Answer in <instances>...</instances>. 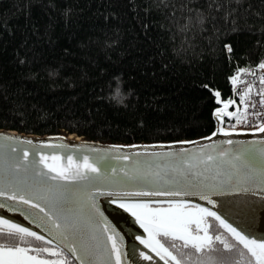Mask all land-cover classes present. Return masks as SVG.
I'll use <instances>...</instances> for the list:
<instances>
[{
	"label": "trees",
	"instance_id": "trees-1",
	"mask_svg": "<svg viewBox=\"0 0 264 264\" xmlns=\"http://www.w3.org/2000/svg\"><path fill=\"white\" fill-rule=\"evenodd\" d=\"M197 9L211 13L203 27ZM262 59L264 0H0V128L119 145L205 138L214 89L239 101L230 76ZM223 126L238 124L225 115ZM209 220L232 248L162 240L192 262L215 250V264H255ZM18 242L0 231V245Z\"/></svg>",
	"mask_w": 264,
	"mask_h": 264
},
{
	"label": "snow or ice",
	"instance_id": "snow-or-ice-1",
	"mask_svg": "<svg viewBox=\"0 0 264 264\" xmlns=\"http://www.w3.org/2000/svg\"><path fill=\"white\" fill-rule=\"evenodd\" d=\"M215 6L221 7L218 3ZM210 15V12L197 9L201 27ZM225 47L231 51V44ZM256 67L264 69V59ZM244 71V67H237L236 73L229 78L234 93L239 82L238 75ZM261 81L264 82V75ZM248 87L250 89L252 85ZM115 95L123 102L119 87ZM238 95L239 101L232 96L222 97L220 90L214 89V98L221 105L214 109V115L221 126L210 133L211 136L217 133L231 136L234 132L249 130L264 133V121H260L258 129L223 126L225 115L234 118L236 124L248 115L246 110L250 105L245 103L248 91ZM261 99L264 100V96ZM241 103L245 109L243 116L240 114ZM252 115L258 114L254 112ZM17 139L6 137L8 141ZM25 142L49 145L51 150L38 148L32 160L22 164L21 160H28L27 148L23 149V156H18V145H0L12 161L6 174L0 176V209L21 213L37 227L27 226L14 216L0 212V231L6 229L19 241L10 247L0 245V264H125L123 257L128 253L122 245L123 236L115 226L109 225L98 202L100 196L109 197L112 204L125 209L143 229L146 235L139 234L135 238L145 246L137 251L146 262L158 258L157 264L160 261L181 264L177 255L163 242L162 238L167 237L178 238L198 250L212 249L217 246L216 242L224 248H232L234 244L229 238L209 230V218H214L234 242L251 253L255 264H264V238L257 239L246 234L229 222L215 207L219 201L214 198L225 193L248 191L264 196V143L259 146L247 144L235 152L218 148L209 151L200 149L192 155L185 152H153L157 159L171 161L168 165L170 172L166 174L161 171L163 166L142 162L132 152H117L110 156L111 150L96 149L94 153L81 152L77 156L71 149L82 146L52 140L26 139ZM226 142L229 145L234 143L232 139ZM215 143L223 144L224 141ZM130 147L149 151L136 145ZM112 159H135L136 163L114 166L110 163ZM225 162L227 168L222 167ZM192 196L207 203H198L190 198ZM30 238L44 244H35ZM44 254H51L54 258H47ZM127 264L133 262L128 260ZM209 264L215 262L210 260Z\"/></svg>",
	"mask_w": 264,
	"mask_h": 264
},
{
	"label": "water",
	"instance_id": "water-1",
	"mask_svg": "<svg viewBox=\"0 0 264 264\" xmlns=\"http://www.w3.org/2000/svg\"><path fill=\"white\" fill-rule=\"evenodd\" d=\"M215 118L217 120V126H221V123L216 116ZM8 136H14L18 139L15 141H8L6 140V137ZM262 137H264V133L260 132H234L231 134V136H226L223 133H217L215 136L191 141H181L177 143L134 144L138 146V148L149 149V151L144 152L131 148L130 146L132 145H119L83 140L75 135L40 136L0 128V145H18L19 147L16 149L18 156H23V149L27 148L29 150L28 160H21L20 162L22 164H27L28 161L32 160L33 155L36 153L38 148L43 149L44 151L51 150V146L49 145L27 144L25 142L26 139L33 141L52 140L56 143L64 142L67 144L82 146L71 149V151H74L77 156H79L81 152L94 153L96 149L111 150V152H109L110 156H114L117 152H132L133 156H138L142 162L152 164L153 166H163L161 167V171L166 174L170 172L168 165L171 163V161L157 159L155 156H153V152L159 154H163L166 151L169 153L185 152L187 155H192L198 153L200 149L209 151L212 148L232 149V151L235 152L237 149L244 147L247 144L259 146L260 144L264 143ZM228 139H232L234 143L232 145L227 144L226 141ZM216 141H224V143L216 144ZM117 146H119V148H117ZM64 151L69 150L64 149ZM110 163L114 166L134 165L136 160L132 159L130 161H123L112 159ZM217 163H219V161H217ZM11 164L12 161L6 157L4 150L0 149V176L6 174V170L11 167ZM222 167L227 168V162H225ZM14 171L22 170L14 169ZM45 171H47V169H45ZM190 198L198 203H207L205 201H201L200 198L196 196H192ZM214 198L219 201L218 205L215 207L218 208V210L225 216V218L229 220V222H232L235 226L240 227L243 231H245L246 234H250L261 239L264 238V196H257L254 192L248 191L225 193L223 195H216ZM98 202L104 212V215L107 217L109 225L115 226V229L123 236L122 245L128 253V255L123 257L125 264H127L128 260H131L133 264H140L134 261L133 256L139 255L137 249L145 247L140 245L139 241L135 238L136 235L145 234L143 233V229L140 228L139 224L130 213H128L125 209H120L118 205L112 204L109 197L100 196L98 197ZM0 212H5L8 216H14L18 222L24 223L27 226H31L33 228L37 227L36 225H32L31 221L24 217L21 213H10L7 212L6 209H0ZM41 231L43 230L41 229ZM160 262L163 264H169L167 261Z\"/></svg>",
	"mask_w": 264,
	"mask_h": 264
},
{
	"label": "built area",
	"instance_id": "built-area-1",
	"mask_svg": "<svg viewBox=\"0 0 264 264\" xmlns=\"http://www.w3.org/2000/svg\"><path fill=\"white\" fill-rule=\"evenodd\" d=\"M264 75V69H246L243 75L238 76V83L236 85V92L240 93L247 90L248 95L245 97V103L250 106L247 108V117L242 119L238 128L258 129L260 121H264V82L261 81V76ZM249 85L252 87L249 89ZM254 105V106H253ZM245 112L243 106V114ZM257 113L254 116L252 113ZM250 131V130H249Z\"/></svg>",
	"mask_w": 264,
	"mask_h": 264
},
{
	"label": "flooded vegetation",
	"instance_id": "flooded-vegetation-1",
	"mask_svg": "<svg viewBox=\"0 0 264 264\" xmlns=\"http://www.w3.org/2000/svg\"><path fill=\"white\" fill-rule=\"evenodd\" d=\"M31 239V238H30ZM35 244H44V242H39V241H35L34 239H31ZM165 242V244L170 248V250H172L176 255H177V258L181 260V264H200L198 262H192L190 259V257L188 255H186L184 252H179V248L177 247V244H172L170 243L168 240H163ZM180 246H182L181 244H179ZM182 248H184V246H182ZM47 256V258H54L51 256V254H44ZM197 255H200V256H204L206 255L204 253V255H202L201 253H197ZM196 255V256H197ZM217 256H218V253L214 250V251H210V254H208L206 256V260H205V264H209V261H214L215 263H217ZM203 261V260H202ZM200 261V262H202ZM171 264H175V261H171Z\"/></svg>",
	"mask_w": 264,
	"mask_h": 264
},
{
	"label": "bare ground",
	"instance_id": "bare-ground-1",
	"mask_svg": "<svg viewBox=\"0 0 264 264\" xmlns=\"http://www.w3.org/2000/svg\"><path fill=\"white\" fill-rule=\"evenodd\" d=\"M239 75H240V73H239ZM239 75H238V76H239ZM239 124H240V123H239ZM239 124H238V126H237L236 128L239 127ZM217 127H218V126H217ZM244 132H258V131H244ZM210 136H211V135H210ZM210 136H208V137H210ZM133 259H134V261H135L136 263H140V264H157V258L154 259L152 262H146V261H144V259H143L142 256L137 255V256H133ZM160 264H163V263L160 262Z\"/></svg>",
	"mask_w": 264,
	"mask_h": 264
},
{
	"label": "rangeland",
	"instance_id": "rangeland-1",
	"mask_svg": "<svg viewBox=\"0 0 264 264\" xmlns=\"http://www.w3.org/2000/svg\"><path fill=\"white\" fill-rule=\"evenodd\" d=\"M257 239H261V238H259V237H256ZM167 246V245H166Z\"/></svg>",
	"mask_w": 264,
	"mask_h": 264
}]
</instances>
